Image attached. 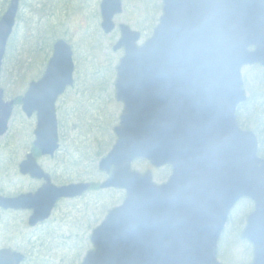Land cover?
I'll use <instances>...</instances> for the list:
<instances>
[{"label": "water", "instance_id": "95a60500", "mask_svg": "<svg viewBox=\"0 0 264 264\" xmlns=\"http://www.w3.org/2000/svg\"><path fill=\"white\" fill-rule=\"evenodd\" d=\"M18 1L0 17V70ZM121 0H101V30H114ZM112 51L114 96L122 104L115 142L98 163L110 174L100 188L124 191V200L92 231L80 264H221L217 244L234 205L247 198L254 210L241 237L253 246L251 264H264V159L251 131L239 128L235 110L245 100L244 65L264 66V0H162L149 38L118 27ZM253 48V50H249ZM72 50L59 39L42 77L21 99L34 114L33 147L53 157L58 149L55 104L73 85ZM0 88V136L8 129L13 102ZM171 174L160 185L150 171L131 169L135 160ZM19 173L43 180L34 193L0 195V209L30 211L28 225L47 220L60 199L80 196L87 183L54 186L31 153ZM24 255L0 249V264H21Z\"/></svg>", "mask_w": 264, "mask_h": 264}, {"label": "rangeland", "instance_id": "374dc122", "mask_svg": "<svg viewBox=\"0 0 264 264\" xmlns=\"http://www.w3.org/2000/svg\"><path fill=\"white\" fill-rule=\"evenodd\" d=\"M151 2L152 0H122L123 10L114 19V24L128 25L132 30L141 32L144 40L150 31L142 33L140 29H151L146 24L151 13ZM99 3L100 0H20L16 26L6 48L0 88L3 89L4 99L17 100L23 95L27 85L36 81L43 73L54 41L63 39L72 47L74 85L56 104L60 149L53 159H38L41 167L46 172H52L56 181L71 178L72 182L81 179L99 183L104 180V176L97 171L100 158L96 157L95 141L104 135L98 132V127H104L108 123L110 126L107 132L111 137L121 111V106L114 101V77L105 82L102 75H97L104 74L107 67L114 68L122 55L121 51H111V46L119 36L118 32L109 36L101 33ZM52 35L55 37L50 41ZM263 74L264 70L255 66H246L242 70L246 95H252V99L264 91L261 83ZM258 110L259 108L255 116ZM34 129L35 118L26 119L19 106L14 108L8 132L0 138V191L5 195L32 192L39 186L37 182L21 177L17 172V164L27 153H33ZM113 142L111 139V146ZM133 169L143 172L148 166L145 162H136ZM163 172L152 170L153 176H157L156 182L163 180ZM96 195L86 198L91 199L90 203H83V200L61 202L46 223L33 229L27 226V211H0V249L22 250L30 246L29 243L39 240L48 247L47 252L56 258L74 254L77 250L74 248L79 243L73 242L70 245L66 238L82 233L73 223V218L79 220L86 213L83 206L89 207V212L93 211L96 215L93 217L94 221L105 214L102 206L108 203L109 198L111 200L106 208L117 205L122 200L120 191L109 190L103 200H99ZM250 212L251 205L248 201L240 202L231 211L228 225L218 244L217 259L220 263L249 264L251 249L241 240L240 234L244 228L245 216ZM47 226L52 228L46 229Z\"/></svg>", "mask_w": 264, "mask_h": 264}, {"label": "flooded vegetation", "instance_id": "af4514ba", "mask_svg": "<svg viewBox=\"0 0 264 264\" xmlns=\"http://www.w3.org/2000/svg\"><path fill=\"white\" fill-rule=\"evenodd\" d=\"M264 70V69H263ZM262 79H263V81H264V74L262 75ZM3 90V89H2ZM247 94V93H246ZM24 95V94H23ZM22 95V96H23ZM260 96V97H259ZM21 98L22 97H19L17 100H6V99H4V93H3V101L4 102H7V101H12L13 102V106H12V114H11V118H10V120L13 118V115H14V108H16L17 106H19L20 107V102H21ZM246 101H249L250 103H251V107H253L254 105H259V104H261V105H264V91H261L260 92V95H257V96H255L253 99H252V95H249V96H247L246 95V97H245V100H244V102L243 103H241V104H239L237 107H236V110H235V118H236V122H237V124H238V126H239V128L241 129V130H243V131H251L252 133H254L251 129H244L243 127H241L240 126V124H239V119L241 120V118L243 117L244 118V120H241L242 122H246V123H253V125L255 124V120H251L250 121V116L249 115H251L252 113H249V115L247 114V112H245V111H241L242 113H240V114H238V109H239V107L240 106H242V104H244ZM18 102H19V104H18ZM248 111V110H247ZM263 111H264V108H262V113H263ZM259 112H261V109H259L258 110V112L257 113H259ZM256 116H257V114H256ZM255 116V117H256ZM254 118V117H253ZM9 120V121H10ZM8 128H9V125H8ZM7 132H8V130H7ZM6 132V133H7ZM255 135H256V133H254ZM3 136H0V138H2ZM256 141H257V157H259L260 159H264V157H262V156H260L259 155V153H258V150H259V147L261 146L260 145V143H259V141H258V138H257V135H256ZM28 154V153H27ZM31 154L33 155V157L35 158V160H36V162L39 164V162H38V159L39 158H44V159H53L54 157H55V155L52 157V158H49V157H44V156H41V155H39L38 153H37V155H35V153L33 152H31ZM25 158H26V155L24 156V159L23 160H21L18 164H17V172H18V174L21 176V177H27L28 179H30V180H32V181H35V182H37L38 184H39V186L34 190V191H32L33 193L43 184V180H36V179H31L29 176H27V175H21L20 173H19V165L21 164V162H23L24 160H25ZM146 163V165L148 166V171H150L151 172V174H152V170H155V171H157V170H160L161 172L162 171H164L163 173H161V176H163L162 177V181H160V182H156L155 181V178L157 177V176H153V174H152V178H153V180L156 182V183H160V184H162V183H164V182H166L167 180H168V178H169V176H170V166H168V165H165V166H162V167H154L153 165H151L149 162H145ZM40 165V164H39ZM41 166V165H40ZM48 175H49V177H50V182H51V184H53L54 186H57V187H60V186H64V185H69V184H74V183H88L89 184V188L86 190V191H84L80 196H75V197H73V198H70V199H60L57 203H56V205L54 206V208L52 209V211H51V216H52V214H53V212L59 207V204L61 203V202H65V201H67V202H77V201H82L83 200V203L84 202H91V199H86L89 195H92V194H97L96 195V197H98L99 196V200H103L104 199V197H106V193L107 192H109V190H113V191H116V190H114V189H107V190H104V189H101L100 188V184L105 180V178H106V175L104 174V173H100V174H102L103 176H104V180L103 181H101V182H99V183H93V182H85V181H82L81 179H78V180H76L77 182H72V179L71 178H66V179H60V180H58V181H56V179L52 176V172L51 173H49V172H46ZM166 174V175H165ZM57 182V183H56ZM1 192V191H0ZM121 192V191H120ZM2 194H0L1 196H3V197H6V198H14V197H16V196H18V195H20V194H22V193H19V194H17V195H5L6 193H3V192H1ZM25 193V192H24ZM111 199L109 198V201H110ZM242 201H248L249 203H250V205H251V212L248 214V215H246L245 216V224H244V228H243V230H242V232L244 231V229H245V227H246V224H247V218L249 217V215L253 212V210H254V203L251 201V200H249V199H247V198H243V199H241V200H239L235 205H234V207L232 208V210L238 205V204H240V202H242ZM83 203H82V205H83ZM115 203V202H114ZM114 206V205H113ZM112 205H109V207L106 209V210H103L102 212H105V214H103V216H102V218L101 219H99V217L97 218V219H95L94 221H92L93 220V217H95L96 215H94L93 214V211H91V212H89V207H86V205L85 206H83V208H84V210H86V213L84 212V215L79 219V220H76L75 218H73V223L74 224H76L77 225V228L79 229V231H82V233H75L74 234V236H71V237H73V238H75L77 241H87V242H89V240H90V235H91V233H92V231L94 230V228L104 219V217H105V215H106V211L107 210H109L110 208H112L113 207ZM102 208H104V204H103V206H102ZM231 210V211H232ZM0 211H2V212H6V213H9V212H20V211H13V210H7V211H3V210H0ZM231 211H230V213H231ZM24 212V211H23ZM28 213V218H29V216H30V212H27ZM230 213H229V215H228V218H227V221H226V224H225V227H224V229H223V231H222V233H221V236H220V239H221V237H222V235H223V233L225 232V228H226V226L228 225V221H229V218H230ZM100 215V214H99ZM51 216H50V218H51ZM27 218V219H28ZM49 218V219H50ZM27 223V222H26ZM43 223H46V222H40V223H38L36 226H34L33 228H36L37 226H39V225H41V224H43ZM33 228H31V229H33ZM242 232H241V234H242ZM241 234H240V238H241V240H243V242H246V244L249 246V248L251 249V260H250V262H249V264H251L252 263V260H253V246H252V244L248 241V240H245V239H243L242 237H241ZM219 239V241H221ZM90 249V247H89V244H88V246H87V248L83 251V253L84 252H86V251H88ZM13 251H16V252H22V253H24V251L23 250H13ZM24 255V254H23ZM26 255V254H25ZM24 255V256H25ZM250 256V255H249ZM24 261L25 260H23L22 261V263L21 264H23L24 263Z\"/></svg>", "mask_w": 264, "mask_h": 264}, {"label": "trees", "instance_id": "16d2710c", "mask_svg": "<svg viewBox=\"0 0 264 264\" xmlns=\"http://www.w3.org/2000/svg\"><path fill=\"white\" fill-rule=\"evenodd\" d=\"M159 0H152L151 2V13L149 16V20L146 21V24H148L149 28L151 29H140L143 32L145 31H150L154 28V26L157 23L158 16L160 14V9H161V4L158 3ZM9 0H0V14L4 11L6 5L8 4ZM138 2H141V0H138ZM55 37V35H52L50 37V41ZM97 75H102L104 77L103 80L110 81L112 80V77H114V68L113 67H107L105 69L104 74L103 73H97ZM111 78V79H110ZM264 87V86H263ZM115 101V100H114ZM19 104V102H18ZM261 109V112L257 113V116L255 117V113L257 109ZM262 108H264V105H254L251 107V103L249 101H246L242 106L239 107L238 109V114L242 113L241 111L252 113L251 117L253 120H255V124L253 127L249 123H242V121L239 119V124L241 127L244 129H251L254 133H256L258 141L260 143V147L258 150V153L260 156L264 157V111L262 113ZM248 110V111H247ZM241 115V114H240ZM110 125L106 123L104 127L99 126L98 127V132L104 134L103 136L100 137L99 140H96V148L97 151H95L96 157L99 158L100 156L104 155V151H107L109 149L110 145V140L112 139V142L114 140L113 135L110 137L108 135V127ZM92 130V129H91ZM101 134V135H102ZM103 151V152H102ZM35 152V151H34ZM37 155V153L35 152ZM106 198V197H105ZM108 203H104V208L105 210L106 206H108ZM52 226H47L46 229H50ZM68 239V240H67ZM66 240L69 242L71 245L73 242H78L79 245L75 246L74 249L75 253L71 255H64L61 257H54L49 252H47L48 247L44 245L43 243L39 242V240L36 241V243H29L30 246L25 247V249H22L24 251V254H26V260L23 264H78L81 258V254L83 251L87 248L88 242L87 241H77L75 238L68 236ZM69 245V246H70ZM86 246V247H85Z\"/></svg>", "mask_w": 264, "mask_h": 264}]
</instances>
